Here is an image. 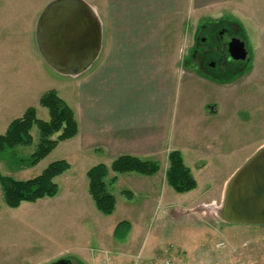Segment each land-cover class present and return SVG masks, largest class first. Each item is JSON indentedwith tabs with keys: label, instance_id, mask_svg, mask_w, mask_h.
<instances>
[{
	"label": "rangeland",
	"instance_id": "rangeland-1",
	"mask_svg": "<svg viewBox=\"0 0 264 264\" xmlns=\"http://www.w3.org/2000/svg\"><path fill=\"white\" fill-rule=\"evenodd\" d=\"M43 1L0 0V58L7 61L9 72L20 64L25 66L43 59L30 28L31 15ZM252 3L256 18L264 25V0H252ZM220 10L214 14L219 17L191 16L187 20V39L180 49L179 65L188 75L190 70L199 73L194 54H201L205 48L197 46L195 36L202 26L218 29L227 25L230 33L245 41L251 56L254 43L264 38L257 27L249 29L250 35H246L242 25L230 15L242 22V10L232 12L226 6ZM252 33L257 35H253L256 40L251 41ZM236 63L242 64L239 70L230 66L218 74L204 73L210 80L219 82L218 92L206 91L204 81L197 80L195 86L185 76L188 92L191 86L197 89V103L205 99L208 113L215 114L213 111L224 100L222 97H227L230 108L234 107L231 112L235 113L228 122L219 114L215 126L217 131L234 122L232 136L228 129L224 132L228 135L208 138L212 147L207 154L182 155L196 180V187L188 192H175L166 183L168 161L163 157L158 161V172L151 176L109 171L105 180L115 205L110 214H102L88 192L86 177L91 166L110 164L100 150L84 151L74 139L64 140L35 165H26L24 161L38 139L37 129L33 127L32 145L2 151L0 173L16 179L34 177L57 159H65L70 168L54 178L58 186L56 195L23 202L16 208L5 205L0 188V264H47L61 258L71 259L74 264H165L166 261L169 264H264V226L227 223L212 210L221 202L227 179L254 149L255 143L250 140L261 143L258 147L264 144V60L259 62L253 57L251 61L236 60ZM51 73L58 80V85L53 86L59 88L62 97L72 98L66 76ZM192 100L188 94V107ZM222 111L225 113L226 107ZM207 124L208 120L202 118L199 128ZM208 130L204 129V136H208ZM113 175L116 178L110 182ZM120 221H126L129 228L123 225L122 233L115 234Z\"/></svg>",
	"mask_w": 264,
	"mask_h": 264
},
{
	"label": "crops",
	"instance_id": "crops-1",
	"mask_svg": "<svg viewBox=\"0 0 264 264\" xmlns=\"http://www.w3.org/2000/svg\"><path fill=\"white\" fill-rule=\"evenodd\" d=\"M50 1L41 2L31 15V35L36 47V23ZM84 1L100 18L102 40L92 65L77 76H66L73 97L68 96L66 100L59 88L53 86L58 85V80L51 72L55 76L64 75L51 71L43 59L25 66L20 64L9 72L7 61L0 58V133L29 106L35 108L38 118L48 120V110L39 105L38 100L46 90L55 89L71 107L77 122V134L67 140L74 139L84 151L100 150L109 162L121 155L158 162L173 150L187 157L189 154H207L205 152L212 147L208 138L224 136L228 129L232 136L234 122L217 131L215 126L219 114L228 122L235 115L231 112L234 107L230 108L227 97H222L224 100L218 102L213 111L215 114H210L206 111L205 99L197 103V89L191 86L188 92L185 76H189L195 86L197 80L204 81V89L208 92H218L219 82L210 80L199 69V73L190 70L188 75L179 65L180 49L187 39L188 18L219 17L214 14L223 6L232 12L242 10V22L230 15L242 25L246 35H250L252 27L264 34V25L256 18L252 0ZM253 33L252 36L256 35ZM256 37L253 36L251 41ZM262 42L263 37L259 43H254L252 56L247 46V59L251 61L254 57L263 62ZM188 94L194 99L190 107L187 105ZM219 106H222L221 111ZM225 107L227 111L223 113ZM202 118L207 119L208 124L201 125L200 129ZM206 128L209 129L208 136L203 135ZM250 141L255 146L246 157L261 144L254 139Z\"/></svg>",
	"mask_w": 264,
	"mask_h": 264
},
{
	"label": "trees",
	"instance_id": "trees-1",
	"mask_svg": "<svg viewBox=\"0 0 264 264\" xmlns=\"http://www.w3.org/2000/svg\"><path fill=\"white\" fill-rule=\"evenodd\" d=\"M39 105L48 110V120L36 116L33 106L25 109L23 114L10 121L6 130L0 133V153L17 146H30L33 143L31 130L36 127L38 139L32 152L26 158V165H35L52 151L60 141L72 138L77 134V122L71 107L58 95L55 89H48L41 94ZM12 153L13 151H8ZM22 162V158H18ZM168 166L165 169V181L179 193L188 192L196 187L190 168L184 163L178 150L170 151L167 155ZM64 159L50 162L39 174L28 179H16L0 173V188L6 206L16 208L23 202H35L44 197L56 195L58 186L54 178L69 168ZM159 163L141 159L132 155H121L113 159L107 166L98 163L86 171L88 192L95 208L102 214H110L115 205V198L108 190L105 178L109 171L113 173L137 172L151 176L158 172ZM115 175L110 182L115 180ZM123 193H128L122 190ZM129 228L126 221H120L114 230L115 234L122 233V226Z\"/></svg>",
	"mask_w": 264,
	"mask_h": 264
},
{
	"label": "water",
	"instance_id": "water-1",
	"mask_svg": "<svg viewBox=\"0 0 264 264\" xmlns=\"http://www.w3.org/2000/svg\"><path fill=\"white\" fill-rule=\"evenodd\" d=\"M36 45L45 63L64 76H77L97 58L102 24L95 9L84 0H51L41 11L35 29ZM232 60H246L244 40L226 42ZM227 223L264 226V144L227 179L217 214ZM47 264H71L57 259Z\"/></svg>",
	"mask_w": 264,
	"mask_h": 264
},
{
	"label": "flooded vegetation",
	"instance_id": "flooded-vegetation-1",
	"mask_svg": "<svg viewBox=\"0 0 264 264\" xmlns=\"http://www.w3.org/2000/svg\"><path fill=\"white\" fill-rule=\"evenodd\" d=\"M224 34L226 37L222 39ZM232 37H237V35L230 33V28L225 24L221 25L218 29H213L212 25L202 26L195 36V41L198 47L205 49L201 54H198L196 51L194 54L198 69L201 72L207 74L217 72L218 74L221 71L227 70L230 66L239 70L242 64L236 63V60H232L226 51V42ZM219 44H222V46ZM221 61L224 62V66H221ZM68 260L71 264H74L71 259Z\"/></svg>",
	"mask_w": 264,
	"mask_h": 264
},
{
	"label": "bare ground",
	"instance_id": "bare-ground-1",
	"mask_svg": "<svg viewBox=\"0 0 264 264\" xmlns=\"http://www.w3.org/2000/svg\"><path fill=\"white\" fill-rule=\"evenodd\" d=\"M212 210H213V212L215 213V214H217V210H218V207L216 206H214L213 208H212Z\"/></svg>",
	"mask_w": 264,
	"mask_h": 264
},
{
	"label": "built area",
	"instance_id": "built-area-1",
	"mask_svg": "<svg viewBox=\"0 0 264 264\" xmlns=\"http://www.w3.org/2000/svg\"><path fill=\"white\" fill-rule=\"evenodd\" d=\"M165 264H169V261H166V263Z\"/></svg>",
	"mask_w": 264,
	"mask_h": 264
}]
</instances>
